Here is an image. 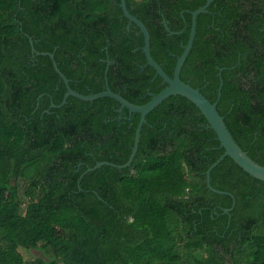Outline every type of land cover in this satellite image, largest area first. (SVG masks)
Returning a JSON list of instances; mask_svg holds the SVG:
<instances>
[{
	"label": "trees",
	"instance_id": "trees-1",
	"mask_svg": "<svg viewBox=\"0 0 264 264\" xmlns=\"http://www.w3.org/2000/svg\"><path fill=\"white\" fill-rule=\"evenodd\" d=\"M126 2L172 76L191 30L188 11L206 0ZM30 40L54 53L83 94L105 89L108 59L110 88L135 104L166 85L146 65L143 34L120 0H0V264H28L22 240L42 252L41 264H264V181L225 157L211 184L236 205L231 218H212L210 198L232 204L207 186L224 148L181 95L147 114L130 166L104 165L79 185L97 161L128 160L140 114L120 116L109 97L69 96L50 108L66 85ZM181 78L217 101L235 140L264 165V0H214L198 16Z\"/></svg>",
	"mask_w": 264,
	"mask_h": 264
},
{
	"label": "water",
	"instance_id": "water-1",
	"mask_svg": "<svg viewBox=\"0 0 264 264\" xmlns=\"http://www.w3.org/2000/svg\"><path fill=\"white\" fill-rule=\"evenodd\" d=\"M213 1L214 0H206V2L202 6L198 7L195 10L188 11L191 14V30H190L189 38H188L187 43L183 46V52L181 53V55L177 57V62H176V65L173 71V75L170 76L169 74L166 73L163 67L155 60V58L153 57L151 53L150 33H149L147 26L137 15H134L130 12V10L127 7L126 0H120V7L122 8L123 15L126 18H128L129 24L135 23L143 34L144 44L141 47V49L144 52L145 57L147 59L146 65H150L151 67H153L156 71V76H160L163 80L162 83L166 84L165 87L160 92L152 93L151 94L152 98L144 104H135L129 101L128 99H126L125 97H123L120 93L115 92L110 88L109 81L107 78V73H108L109 65L112 63L111 59L107 60V66L105 70V82H106L105 89L97 93L83 94L71 87L70 80L59 68L58 63L55 60L54 53L49 52V51H37L36 48L34 47L33 40H30V43L32 45V50L34 52H36L39 55H48L51 58L56 72L59 74L60 78L64 81L66 85V92L64 94L62 102L60 104H55L52 102L50 105V108L63 106L66 103L69 96H74V97H77L85 101H94L99 98L109 97V98L115 99L116 101L120 103V107L118 108V112L120 116L123 114L124 109H128L130 114L132 113L140 114V120L136 128L134 144L132 146V152L128 160L122 164H117V163L106 161V160L97 161L93 167H88L86 171H84L80 175L79 185H80L81 179L83 178L85 174L89 172H93L96 169L101 168L104 165L113 166L119 169H123V168L130 166L139 148L141 131H142V127L144 123L147 121L146 120L147 114L151 112L153 109H155L163 100H165L166 98L172 95H181L187 98L189 101L194 103L201 110L203 115L208 120L212 129H214L217 135V139L220 142V147L224 148V152L220 155V157L215 162H213L210 165V167L206 171L207 186L209 189H211L213 192H216V193L228 194L234 197L229 192L217 189L211 184L212 170L227 156L232 158V160L237 165H239L245 172L250 174L252 177L259 179L261 181H264V165L254 160L248 154V152L245 151L235 140L233 134L227 127L224 117L220 114V112L217 109V101L211 102L201 92L199 88L192 86L190 83L185 82L181 78L182 67L193 47V43L195 40L198 16L201 13L207 12L208 7L211 5ZM164 23H165L167 30L170 33H177V32L170 30L168 23L166 21H164ZM222 86H223V81H221V84H220L219 97L221 95ZM46 111H49V110H46ZM230 210L231 208L226 209L225 212H229Z\"/></svg>",
	"mask_w": 264,
	"mask_h": 264
},
{
	"label": "flooded vegetation",
	"instance_id": "flooded-vegetation-1",
	"mask_svg": "<svg viewBox=\"0 0 264 264\" xmlns=\"http://www.w3.org/2000/svg\"><path fill=\"white\" fill-rule=\"evenodd\" d=\"M161 85H164V84L161 82ZM235 170H236L235 164L232 162H228L225 169H224V173L232 174ZM235 179H236V177H235ZM244 179H245V177H244ZM244 179H241V180H244ZM226 192H228V191H226ZM229 193L234 196V197H232L231 195H229L232 198V204L230 206H224L223 205V203L225 202V199L216 200L214 197H212V199L210 198V200L207 201L208 209L211 212L210 214H211L212 218L216 219L218 217H222V215H224V214H229V218L232 217V215L230 213L236 205V197L233 193H231V192H229ZM263 197H264V195H263ZM234 202H235V204H234ZM206 208L207 207H205V209ZM230 208H231V210L229 212H225L226 209H230ZM220 210H222V212H219ZM199 212L201 213L202 210L200 209ZM228 225H230L229 222H228Z\"/></svg>",
	"mask_w": 264,
	"mask_h": 264
},
{
	"label": "rangeland",
	"instance_id": "rangeland-1",
	"mask_svg": "<svg viewBox=\"0 0 264 264\" xmlns=\"http://www.w3.org/2000/svg\"><path fill=\"white\" fill-rule=\"evenodd\" d=\"M21 193H23V190L21 189ZM23 246L20 247L21 252L23 253L25 259L27 260L28 264L32 263V264H41V262L39 260H36L37 257H43L42 252L41 251H37L35 249L32 248L31 242L28 241H24ZM31 261V262H30Z\"/></svg>",
	"mask_w": 264,
	"mask_h": 264
}]
</instances>
